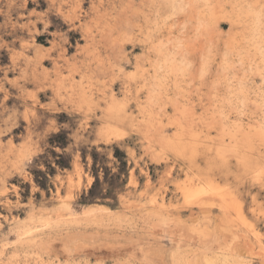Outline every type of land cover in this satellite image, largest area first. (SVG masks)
<instances>
[{"label": "rangeland", "instance_id": "1", "mask_svg": "<svg viewBox=\"0 0 264 264\" xmlns=\"http://www.w3.org/2000/svg\"><path fill=\"white\" fill-rule=\"evenodd\" d=\"M0 264H264V0H0Z\"/></svg>", "mask_w": 264, "mask_h": 264}, {"label": "bare ground", "instance_id": "2", "mask_svg": "<svg viewBox=\"0 0 264 264\" xmlns=\"http://www.w3.org/2000/svg\"><path fill=\"white\" fill-rule=\"evenodd\" d=\"M255 19V18H254ZM253 28V27H252ZM251 33H253L252 31H251ZM256 33V32H255ZM258 34V33H257ZM257 34H254V35H257ZM258 36V35H257ZM261 37V36H260ZM262 38V37H261ZM259 40H261V39H259ZM259 42V41H258ZM250 44V43H249ZM258 45V44H257ZM259 46V45H258ZM257 46V47H258ZM256 47V48H257ZM259 48V47H258ZM72 69V68H71ZM139 69V68H138ZM139 71H141V70H139ZM136 72V71H135ZM145 72V71H144ZM147 72V71H146ZM162 72V71H161ZM140 74V73H139ZM132 76V75H131ZM130 76V77H131ZM134 76V75H133ZM141 78V77H140ZM130 80H132V79H130ZM137 80V79H136ZM153 80V79H152ZM171 80V79H170ZM262 80L263 79H261V82H262ZM138 81V80H137ZM129 82V81H128ZM168 82V81H167ZM151 83V82H150ZM155 83V82H154ZM170 83V82H169ZM156 84V83H155ZM141 85V84H140ZM146 85V84H145ZM150 85H152V84H150ZM167 85V84H166ZM124 86V85H123ZM130 86V85H129ZM137 86V85H136ZM156 86V85H155ZM170 86V85H169ZM126 87V86H125ZM181 87V86H180ZM151 88H153V87H151ZM233 88V87H232ZM235 88H236V86H235ZM150 89V88H149ZM154 89V88H153ZM159 89V88H158ZM164 89V88H163ZM238 89V88H237ZM159 90H161V89H159ZM101 91V90H100ZM114 91V90H113ZM158 91V90H157ZM177 92V91H176ZM229 92V91H228ZM238 92V91H237ZM156 93H158V92H156ZM180 93V92H179ZM143 94H144V92H143ZM150 94V93H149ZM161 94V93H160ZM166 94V93H165ZM141 95V94H140ZM167 95V94H166ZM231 96V95H230ZM186 97V96H185ZM69 98V97H68ZM163 98V97H162ZM261 99V98H260ZM76 100V99H75ZM177 100H178V98H177ZM256 100H258V98L256 99ZM142 103V102H141ZM262 103V102H261ZM157 104V103H156ZM188 104V103H187ZM73 106V105H72ZM87 106V105H86ZM261 106H262V104H261ZM83 108V107H82ZM90 108V107H89ZM155 108V107H154ZM122 109V106L119 104V103H114V100H112L111 101V103H110V105L106 108V110H105V115H104V117H106L107 119V121L108 122H110L109 124H108V127H110V125L111 126H115V125H113V124H125V123H127V122H129L131 119H132V117H130V116H128L127 114H125L124 113V111L123 110H121ZM156 109V108H155ZM128 110V109H127ZM160 110V109H159ZM140 111V110H139ZM39 113V112H38ZM68 113V112H67ZM156 113V112H155ZM176 113H174V114H172V116L173 115H175ZM145 115V114H144ZM141 116V115H140ZM165 116V115H164ZM168 116H170V115H168ZM69 117V116H68ZM101 117H103V116H101ZM43 118V117H42ZM73 118V117H72ZM131 118V119H130ZM43 121V120H42ZM98 121H100V120H98ZM102 122V121H101ZM113 123V124H112ZM177 127V126H176ZM14 128V127H13ZM34 131V130H33ZM27 134V133H26ZM175 134V133H174ZM185 134H187V133H185ZM34 139V138H33ZM39 143V142H38ZM146 146V145H145ZM181 148L182 149H184V147H182L181 146ZM214 149V148H213ZM149 150V149H148ZM212 150V149H211ZM207 152V151H206ZM204 154V153H203ZM155 155V154H154ZM233 156V155H232ZM188 157V156H187ZM164 158V157H163ZM28 159V158H27ZM75 161V160H74ZM186 175V174H185ZM189 175V174H188ZM67 176V175H66ZM180 176V175H179ZM189 177V176H188ZM70 179H71V177H70ZM74 183V182H73ZM80 184V183H79ZM207 184H208V187H209V190H217V187L215 186V185H213L212 184V182H210V180H208V182H207ZM76 185V184H75ZM188 186V185H187ZM229 189V188H228ZM189 193V191H185V194H188ZM225 195V194H224ZM202 196V195H201ZM201 200V199H200ZM219 200V199H218ZM226 200V199H225ZM59 202H60V200H59ZM224 204V203H223ZM67 207V206H66ZM227 207V206H226ZM63 208V207H62ZM159 208H160V206H159ZM64 209V208H63ZM67 209H69V208H67Z\"/></svg>", "mask_w": 264, "mask_h": 264}, {"label": "trees", "instance_id": "3", "mask_svg": "<svg viewBox=\"0 0 264 264\" xmlns=\"http://www.w3.org/2000/svg\"><path fill=\"white\" fill-rule=\"evenodd\" d=\"M62 135V134H58ZM66 144V142L63 140L62 142H60V145L63 147ZM58 164L60 166H65L62 162L57 161ZM36 183H38L41 187H45L46 186V181L47 178L45 176H43V179L39 181V179L35 178ZM99 184V178L96 172H94V181L92 183V185L90 186L89 190H88V194L87 196H83L81 201L83 203H89L92 202L94 199H96V196L99 194V191H97V186Z\"/></svg>", "mask_w": 264, "mask_h": 264}]
</instances>
